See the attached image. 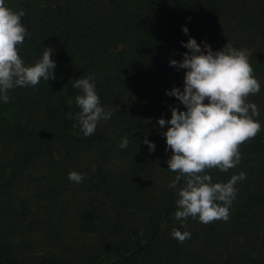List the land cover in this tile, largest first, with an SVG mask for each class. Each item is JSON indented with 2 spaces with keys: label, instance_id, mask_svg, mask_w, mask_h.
<instances>
[{
  "label": "trees",
  "instance_id": "1",
  "mask_svg": "<svg viewBox=\"0 0 264 264\" xmlns=\"http://www.w3.org/2000/svg\"><path fill=\"white\" fill-rule=\"evenodd\" d=\"M5 4L25 12V64L51 47L56 67L55 79L17 87L8 103L0 101V264H264V0ZM189 37L213 51L227 43L246 49L260 81L248 101L259 108L261 131L240 146L236 167L208 172L213 183L241 172L246 179L235 185L229 219L209 224L175 219L167 125L156 123L170 119L172 107L186 110L166 90H183L186 70L169 62L183 59ZM90 74L101 105L114 114L85 136L73 80ZM71 171L83 181H70ZM173 229L191 238L180 243Z\"/></svg>",
  "mask_w": 264,
  "mask_h": 264
},
{
  "label": "clouds",
  "instance_id": "2",
  "mask_svg": "<svg viewBox=\"0 0 264 264\" xmlns=\"http://www.w3.org/2000/svg\"><path fill=\"white\" fill-rule=\"evenodd\" d=\"M24 15V10L14 11L6 6L5 0H0V101L4 103L11 99L10 90L35 87L41 80L55 79L56 63L51 59V47H45L42 57L32 65H26L19 55V46L29 34L22 23ZM182 31L188 33L186 27ZM181 43L189 51L182 54L181 61L169 63L186 70L183 90L173 87L166 90V95L174 96L186 110L172 107L170 119L156 121L161 128L167 125L162 134L167 149L171 150L166 161L168 170L176 173L168 185L177 190L174 216L181 221L191 217L202 224L227 221L236 196L235 185L246 179V174L233 175L226 183H213L208 172L212 169L228 172L236 167L241 159L240 146L261 131V123L255 119L260 114L259 108L248 101L249 96L260 92V81L255 77L246 49L227 43L213 51L206 42L202 48L191 37ZM94 80V74L73 80V87L81 92L75 97L79 108L75 119L85 136L94 134L97 124L114 114L101 105ZM68 103L71 105L73 101ZM67 115L72 118L73 114ZM143 143L150 152L155 150V144L146 138ZM128 144L125 137L119 147L123 149ZM68 179L80 183L84 175L71 171ZM171 235L180 243L191 238L190 232L178 229H173Z\"/></svg>",
  "mask_w": 264,
  "mask_h": 264
},
{
  "label": "rangeland",
  "instance_id": "3",
  "mask_svg": "<svg viewBox=\"0 0 264 264\" xmlns=\"http://www.w3.org/2000/svg\"><path fill=\"white\" fill-rule=\"evenodd\" d=\"M160 166L161 168L165 167L164 161L162 163L160 162ZM20 192H24V189H20ZM43 202L45 201L43 200Z\"/></svg>",
  "mask_w": 264,
  "mask_h": 264
}]
</instances>
